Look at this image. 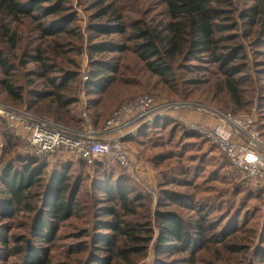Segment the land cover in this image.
Segmentation results:
<instances>
[{
	"label": "rangeland",
	"instance_id": "obj_1",
	"mask_svg": "<svg viewBox=\"0 0 264 264\" xmlns=\"http://www.w3.org/2000/svg\"><path fill=\"white\" fill-rule=\"evenodd\" d=\"M17 1L23 5L32 2ZM57 1H63L65 10L54 16H44L33 11L30 16L12 18L0 10V54L6 56L14 66L10 75H7L0 64V80L6 77L25 89V102L13 105L29 108L28 104L36 90L50 89L49 78L59 80L72 72L78 74V80L73 85L76 87L78 101L69 108V121H61L70 127L83 126L82 115L85 111L103 121L120 103L142 92L166 100L194 101L219 110L252 114L264 133V73L260 66L264 59V43L261 36L240 17V12L249 2H219L226 10L224 14L234 18L229 19L230 22H238L235 29L223 33L229 36L226 44L240 43L244 46L238 61L246 69L234 77L244 104L239 108L230 100L226 78L216 64L209 63L206 55L203 60L182 61L192 64L195 69L193 72L178 71L180 81L196 82L194 85H186L184 92H173L145 68L135 52V42L131 40L133 30L129 26L140 20L149 23L168 20L163 0H116L113 3L115 14L128 26L124 34H104L95 30L97 26L115 24L111 15H99L101 7L96 5L95 0H54ZM42 4L47 8L52 5L50 2ZM67 19L71 21L67 25L68 32L57 37L42 34L41 25L65 24ZM222 21L225 22V19ZM7 27L16 33L15 42L6 34ZM39 54H43V60L35 62L33 59ZM98 63L117 68L115 72L105 73L114 76L115 81L102 95L94 94L90 89L93 72H100ZM45 64L50 70L46 78L41 73ZM0 101L12 104L1 89ZM33 111L37 115L50 116L36 109ZM183 114L187 116H182ZM183 114H177L181 120L170 117L171 121L166 127L154 129L140 142L129 144L137 166H140L139 179L132 178L125 168L107 157L97 158L91 163L77 157L65 160L58 154L49 160L43 159L47 166L45 182L67 166L79 187L78 207L70 217L59 222L48 243H41L36 237L34 222L38 210L24 209L10 214L6 212V215L0 217V264H25V252L30 245L47 249L46 264H89L94 260L98 255L92 248L95 241L93 237L101 230L96 220L107 216L102 215L101 210V206L105 204L103 195L94 189L92 180L100 178L103 170L111 176L122 174L133 180L138 191L146 196L142 200L143 206L139 203L135 205L138 213L133 217L148 224L146 226H151L153 230L146 256H133L130 261L115 258L112 264H161L162 261L172 264H264L257 253L264 246L263 192L231 164L207 133L196 131L184 121L195 120L196 114L200 113L190 111ZM193 133L198 136L192 135ZM24 156L27 155L21 141L10 150L0 138V166L19 167V159ZM163 190L188 196L184 199L192 198V203L182 205L169 201L164 197ZM184 199L182 198L183 202ZM161 200L171 203L160 206ZM33 202L37 203L39 199L34 197ZM198 202L204 204L200 211H196L199 207L194 209ZM158 210L178 212L193 226L203 215L206 216L203 220L212 222L215 229L208 241L197 246L195 255L158 254ZM4 246L7 249L14 248L13 253L2 250Z\"/></svg>",
	"mask_w": 264,
	"mask_h": 264
},
{
	"label": "trees",
	"instance_id": "obj_2",
	"mask_svg": "<svg viewBox=\"0 0 264 264\" xmlns=\"http://www.w3.org/2000/svg\"><path fill=\"white\" fill-rule=\"evenodd\" d=\"M116 0H95L96 5L101 7L100 16L111 15L115 24H106L97 26L95 30L104 34L126 33L128 26L121 22V17L115 14L113 3ZM166 5L168 20L146 22L140 20L129 26L133 32L131 40L135 42V52L143 61L145 68L156 75L159 81L166 85L173 92H179L186 89V85H194L195 80L180 81L178 71L193 72L195 67L192 64L184 63L186 60H203L206 55L209 63L216 64L223 76L226 78V86L232 103L239 108L243 107L241 97L237 90V84L234 77L246 68L238 60L242 56L244 46L240 43L229 45L226 41V31L237 27L238 22H230V15H226L225 8L220 6V0H163ZM249 2L240 12L242 20L249 25L250 29L261 36L264 43V0H245ZM50 2L52 5L48 8L42 3ZM0 10L5 11L6 16L17 18L20 15L30 16L33 11H38L44 16L60 15L65 10L63 1L54 2V0H32L31 3L23 5L17 0H0ZM229 13L230 10H228ZM69 18V17H68ZM225 19V22L222 20ZM67 19L65 24L52 23L48 26L41 25L44 36L57 37L62 33L68 32L67 25L71 21ZM10 27V26H9ZM1 28V26H0ZM10 40L15 42L16 33L10 29H5ZM71 32V30H70ZM234 37V36H232ZM121 49V48H120ZM35 62L43 60V54L36 55ZM0 64L2 70L10 75L14 66L10 64L7 57L0 54ZM264 73V59L260 63ZM98 71L93 72L90 89L94 94L102 95L106 89L115 81L114 76L106 75V72H115L117 68L97 64ZM42 76L48 77L49 67L45 64L42 69ZM78 74L68 72L59 80L49 78L48 90H36L28 106L29 110L36 114L33 109L40 113L49 114V119L63 124L61 121H69L70 106L76 103L75 82L78 80ZM0 89L4 91L10 103H24L25 89L23 86H17L12 80L2 78L0 80ZM138 93L125 101L132 100L139 96ZM151 94V93H149ZM152 95V94H151ZM123 101V102H125ZM264 105V96H263ZM122 102V103H123ZM122 103L113 109L109 116L117 110ZM16 106H19L16 104ZM20 107V106H19ZM224 112H232L221 110ZM237 114L235 112H232ZM39 116L46 117V115ZM108 116V117H109ZM46 117V118H48ZM92 117V116H91ZM107 117V118H108ZM92 117L96 128H101L105 121ZM170 118L160 119L154 124L146 127L137 136L131 137L127 143L136 144L143 137L154 129H162L168 125ZM84 125V119L82 118ZM258 123V122H257ZM67 125V124H64ZM69 126V125H68ZM261 134L262 127L258 123ZM192 135L198 136L193 133ZM0 138L5 142L8 149H13L18 144V139L7 128L2 120L0 124ZM20 166L1 165L0 167V217L6 215V212L14 213L27 209L30 211L38 210L34 222L36 237L41 243H48L52 239V232L59 222L70 217L77 209V194L79 187L76 180L72 178L67 166L51 177L49 183L45 182L47 174L46 162L31 156H24L20 159ZM45 162V163H44ZM128 177V175H127ZM94 189L103 195L105 204L101 206L102 215L107 217L98 218L100 231L94 234V244L96 258L89 264H112L113 259L121 258L130 261L133 256L144 257L153 237L151 226H146L143 222L137 221V203L142 204L146 196L138 191L133 180L124 175H110L103 170L102 176L92 180ZM263 192L264 187L258 186ZM164 197L169 201H174L182 205L192 203V198L185 195L163 190ZM176 197H175V196ZM37 197L39 202L34 203L33 199ZM184 199V202L182 200ZM171 203V202H170ZM161 200L159 205H170ZM204 204L198 202L194 205L196 211ZM143 206V205H141ZM159 206V207H160ZM208 207V206H207ZM137 217V216H136ZM206 216L197 220L193 226L191 222L186 221L178 212L173 210H158L156 219L160 234L157 239L156 250L158 254L175 255L190 254L195 255L197 246L204 241H208L210 234H213L215 226L212 222H205ZM151 225V224H149ZM105 230V231H102ZM12 254L14 248L3 247ZM26 253L25 264H46L47 249H40L30 245ZM259 259L264 260V246L257 252ZM161 264H172L162 261Z\"/></svg>",
	"mask_w": 264,
	"mask_h": 264
},
{
	"label": "built area",
	"instance_id": "obj_3",
	"mask_svg": "<svg viewBox=\"0 0 264 264\" xmlns=\"http://www.w3.org/2000/svg\"><path fill=\"white\" fill-rule=\"evenodd\" d=\"M190 111L207 115L214 123L183 118L184 121L196 131L207 133L237 170L264 187V137L252 114H234L199 102L171 101L143 93L123 102L101 128L95 127L86 111L82 115L84 125L74 128L1 101L0 124L5 122L28 156L49 160L58 154L65 160L77 157L90 163L107 157L125 168L132 178L139 179V166L127 141L160 119H180V113Z\"/></svg>",
	"mask_w": 264,
	"mask_h": 264
},
{
	"label": "crops",
	"instance_id": "obj_4",
	"mask_svg": "<svg viewBox=\"0 0 264 264\" xmlns=\"http://www.w3.org/2000/svg\"><path fill=\"white\" fill-rule=\"evenodd\" d=\"M183 113H186V112H182V113H180V115L181 114H183ZM182 116H187V114H183ZM195 120H198V121H204V122H206V123H208V124H213L214 123V121H213V119L212 118H209L207 115H204V114H196V116H195V118H194ZM133 151V150H132ZM132 158L134 159V160H136L135 158V155L133 154L132 155ZM140 167V166H139Z\"/></svg>",
	"mask_w": 264,
	"mask_h": 264
}]
</instances>
